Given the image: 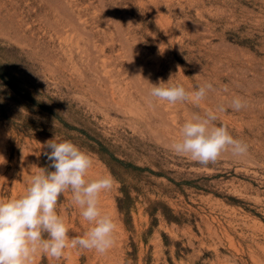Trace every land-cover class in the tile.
Masks as SVG:
<instances>
[{"label":"rangeland","instance_id":"374dc122","mask_svg":"<svg viewBox=\"0 0 264 264\" xmlns=\"http://www.w3.org/2000/svg\"><path fill=\"white\" fill-rule=\"evenodd\" d=\"M0 67L37 101L2 88L0 199L54 171L55 137L91 156L89 178L114 179L99 205L115 246L33 264H264V0H0ZM160 82L215 90L173 105L150 96ZM221 105L216 124L246 156L202 166L170 151L193 113ZM57 211L70 236L90 229L70 192Z\"/></svg>","mask_w":264,"mask_h":264},{"label":"clouds","instance_id":"9594fccd","mask_svg":"<svg viewBox=\"0 0 264 264\" xmlns=\"http://www.w3.org/2000/svg\"><path fill=\"white\" fill-rule=\"evenodd\" d=\"M151 85V97L173 105L191 101L198 106L215 90L210 82L193 92L186 91L183 85ZM247 106L240 96L233 97L228 104L236 112ZM224 111L226 108L221 105L204 115L193 113L181 127L180 140L169 146L170 151L202 166L217 163L226 151L233 157L246 156L248 145L234 138L225 125L216 124V113ZM46 147L50 151L44 155L54 171L41 168L22 195L0 199V264H33L37 253L60 260L69 246L101 255L115 246L117 224L99 205L100 195L112 189L113 177L89 178L93 160L71 141L57 142L55 137ZM65 192L71 193L73 205L91 225L82 236H70L64 218L58 214L57 206Z\"/></svg>","mask_w":264,"mask_h":264},{"label":"trees","instance_id":"16d2710c","mask_svg":"<svg viewBox=\"0 0 264 264\" xmlns=\"http://www.w3.org/2000/svg\"><path fill=\"white\" fill-rule=\"evenodd\" d=\"M0 114L2 117L9 119L8 117V105L3 102L1 98L4 95L9 96L7 91H11L17 95L23 101H29L31 103H37L35 99H33L32 95L27 91L24 87L16 83V79L8 74L5 73L0 67ZM2 88H6L7 91L3 92ZM104 148V147H101ZM128 196V195H127Z\"/></svg>","mask_w":264,"mask_h":264}]
</instances>
